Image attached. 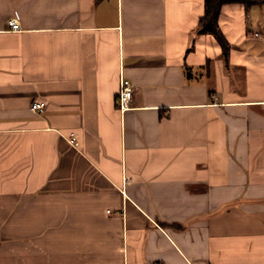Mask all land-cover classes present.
I'll use <instances>...</instances> for the list:
<instances>
[{
    "label": "crops",
    "instance_id": "0c3cea01",
    "mask_svg": "<svg viewBox=\"0 0 264 264\" xmlns=\"http://www.w3.org/2000/svg\"><path fill=\"white\" fill-rule=\"evenodd\" d=\"M204 11L0 0V264H264V0Z\"/></svg>",
    "mask_w": 264,
    "mask_h": 264
},
{
    "label": "trees",
    "instance_id": "16d2710c",
    "mask_svg": "<svg viewBox=\"0 0 264 264\" xmlns=\"http://www.w3.org/2000/svg\"><path fill=\"white\" fill-rule=\"evenodd\" d=\"M262 0H204L205 11L200 18L197 34H211L213 35L223 47H227L226 40L221 32L219 26V16L221 9L226 4H243L247 8L258 4Z\"/></svg>",
    "mask_w": 264,
    "mask_h": 264
},
{
    "label": "built area",
    "instance_id": "2783aa9c",
    "mask_svg": "<svg viewBox=\"0 0 264 264\" xmlns=\"http://www.w3.org/2000/svg\"><path fill=\"white\" fill-rule=\"evenodd\" d=\"M8 26L13 31H19L20 25L18 22L14 20H10L8 22ZM134 96V89L132 87V84L128 80H122L119 94L117 97V106L121 111H125L129 108V103L132 101ZM46 106L45 102L36 101L32 103L31 109L36 112H43L44 108ZM69 142L71 145H73L75 148L79 147V142L77 140V136L75 134H71L69 138ZM162 264V263H161Z\"/></svg>",
    "mask_w": 264,
    "mask_h": 264
}]
</instances>
